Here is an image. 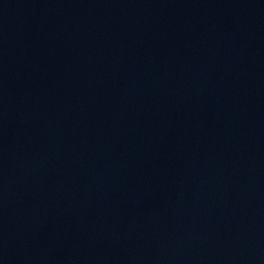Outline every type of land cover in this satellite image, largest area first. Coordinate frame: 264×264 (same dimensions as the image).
I'll return each instance as SVG.
<instances>
[{"label": "water", "instance_id": "water-1", "mask_svg": "<svg viewBox=\"0 0 264 264\" xmlns=\"http://www.w3.org/2000/svg\"><path fill=\"white\" fill-rule=\"evenodd\" d=\"M0 264H264V0H0Z\"/></svg>", "mask_w": 264, "mask_h": 264}]
</instances>
